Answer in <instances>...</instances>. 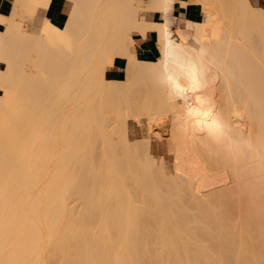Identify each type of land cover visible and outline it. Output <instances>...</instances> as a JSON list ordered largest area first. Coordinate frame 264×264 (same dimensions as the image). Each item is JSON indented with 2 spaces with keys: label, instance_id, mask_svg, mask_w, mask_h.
Wrapping results in <instances>:
<instances>
[{
  "label": "bare ground",
  "instance_id": "obj_1",
  "mask_svg": "<svg viewBox=\"0 0 264 264\" xmlns=\"http://www.w3.org/2000/svg\"><path fill=\"white\" fill-rule=\"evenodd\" d=\"M11 1V15L0 13V264H264V8L182 1L203 8V21H188L216 61L218 109L233 119L235 105L233 123L260 147V159L237 163L175 131L146 63L157 59L134 37L164 22L141 15L143 0ZM54 5H65L63 26L24 29L22 16ZM118 58L125 78L112 80ZM130 117L147 122L135 145L148 151L150 123H164L175 179L132 146Z\"/></svg>",
  "mask_w": 264,
  "mask_h": 264
},
{
  "label": "clouds",
  "instance_id": "obj_2",
  "mask_svg": "<svg viewBox=\"0 0 264 264\" xmlns=\"http://www.w3.org/2000/svg\"><path fill=\"white\" fill-rule=\"evenodd\" d=\"M177 2L155 0V11L162 13L164 21L153 30L157 33L156 47L160 55L155 62H146L151 65V81L164 93L175 131L189 140L211 144L237 163L260 159L258 144L233 123L239 115L236 106L232 109L233 119H229L218 109L209 92L217 81L216 61L210 56L203 35H190L182 40L172 31L176 20L169 17ZM181 7L187 5L181 2ZM180 19L186 31L192 32V22L183 16ZM146 34H141L145 40Z\"/></svg>",
  "mask_w": 264,
  "mask_h": 264
},
{
  "label": "rangeland",
  "instance_id": "obj_3",
  "mask_svg": "<svg viewBox=\"0 0 264 264\" xmlns=\"http://www.w3.org/2000/svg\"><path fill=\"white\" fill-rule=\"evenodd\" d=\"M146 1L147 0H143L144 4L142 5V8H141L142 9L141 15H143L145 17V19L150 20V21H158V22L162 21V16H160L159 14H156V13L151 12V11L148 10V8H147L148 4H147ZM226 1L228 2V0H225V1L223 0V2L226 4L225 5V9H226V7L229 8L228 11L230 12L234 8L230 9V7H232V6H230L231 0L228 2L229 4ZM10 2H12V1L10 0ZM216 2L219 3V5H218V7H219L221 5L222 1L216 0ZM252 5L257 7L254 4L253 1H252ZM59 6L60 7L63 6L62 10L65 9V5H58V7ZM176 6L178 8L179 4H177ZM199 10L201 11V7L200 6H199ZM0 13L5 15V16H7V17H9L11 15V13H12L11 5L8 8H4V6L2 5V0H0ZM178 13L179 12L177 10L172 12L173 18H175V20H176L175 24H173V26H172V31L174 33L177 32V35H178L177 39L180 38V39L183 40V39H185L186 36L193 35V32H188L186 30H182L184 35H181L179 33V30H181L180 28L183 27V22H181V19H180L181 17H179ZM22 19H23L24 29L28 33H31V34H33L32 32L34 31V29H36V28L39 29L42 26V24H44V21H45L42 18L41 14L34 15L33 19H31V20L26 15L22 16ZM204 19H205V15L203 14V20ZM0 31H4V27L2 25H0ZM134 37L139 42L138 46L140 47V44L142 42L141 37L139 36L138 33H134ZM156 38H157V35L155 33H152L153 43L151 45L152 46L151 47V51L146 53L145 56L142 55V57L144 59H146V60H156V59H158L159 53H158V50H157V47H156V44H155ZM189 43L191 44V43H193V41L190 39ZM119 61L122 62V63L119 64ZM27 65H28V67L32 68L31 65L30 66H29V64H27ZM125 65H126V61L125 60H118L117 63L114 65L113 72L110 73L109 78L112 79V80H123L125 78V72L123 71V68H124ZM1 94H2V91L0 90V95ZM128 122H129L128 127H129L130 143H132V146H133V143H134V145L135 144L137 145L138 142H139L140 145H142V143H144L143 140L147 141V140L144 139V136L149 135V131L145 130L147 128V126H146L147 122L144 120V122L142 124H140V123H138L137 120H135V118H131V117L128 118ZM109 125H110L109 129H111L112 128L111 123ZM150 125L152 126V134H151L152 135V139H151V143H150L151 146L149 147L150 148L149 151L147 150L146 147H143L145 145L138 147L139 146V144H138V146L135 145L136 147L135 146L134 147L138 148L139 150L142 149L141 150L142 152L139 151V150L137 151L138 154H140V153H142V154L144 153L145 154V152H143L144 150H146V153L149 152L152 155V157L155 158L156 165H157V167L159 165V169H160V166L162 165V163L164 162L163 164L165 166H163V167L161 166V168H162L163 171L167 172V174L164 173L165 176L166 177H168V176L169 177H173V179H175L176 178V173H177V148H176L177 141H175L173 137H166L165 135L160 134V132H163L164 127H165L164 123L162 121L161 122L160 121H156V122H154L152 124L150 123ZM181 143L185 147V152H188V150L186 149L187 148V144L184 143V142H181ZM98 148H99L98 151L101 153V146L99 145ZM142 154H141V157H142ZM144 154H143L142 158L145 157ZM190 154H191V152H190ZM121 156L122 155H120L119 159L120 160H124V157L123 156L121 157ZM181 164L183 166V170L191 171V168H189V165L186 162H182L181 161ZM201 174L199 173L198 175H196L197 176L196 178H198L202 182L207 180L210 177V175H209V173L207 171H205V172H203ZM174 175H175V177H174ZM208 175H209V177H208ZM204 177H205V179H204ZM200 178H202V179H200ZM216 187L218 189H216L214 187L215 188V189L213 188L214 192L216 191L215 193L219 194V191H218L220 189L219 185L218 186L216 185ZM182 195H185V198L189 202L188 204L192 205V203L189 201V195L187 194V191H184ZM72 201H73V207L75 209V212H78V210L81 207L80 202L75 197H73ZM192 214L194 216H198L199 217V211L196 210L195 208H193ZM209 248L218 249L219 246L218 245H213V246H210Z\"/></svg>",
  "mask_w": 264,
  "mask_h": 264
},
{
  "label": "crops",
  "instance_id": "obj_4",
  "mask_svg": "<svg viewBox=\"0 0 264 264\" xmlns=\"http://www.w3.org/2000/svg\"><path fill=\"white\" fill-rule=\"evenodd\" d=\"M182 1H184V0H179V2L174 4V6H173L174 10L173 11L177 10L179 12L178 13L179 17L183 16V19L186 21L192 20V22H201L203 20V14H202L203 8H202V6L199 4H197V5L189 4L186 8H183V7H181ZM252 1L254 2V4L257 7L264 8V0H251V3H252ZM177 4H179L178 8L176 6ZM2 5L4 6V8H8L11 5V2H10V0H2ZM199 6L201 7V11L199 10ZM62 7H60V6L58 7V5H54L53 7L48 8L43 13H41V16L44 20L49 19L51 22H55L53 24L58 25V26H62L64 14H65L64 11L62 10ZM170 17L173 18L172 13H171ZM180 29L186 30V26H185L184 22H183V27ZM152 43H153L152 33L149 32L147 34V40L143 39L141 44H140L141 47H139L142 55L145 56L146 53L151 51ZM155 44H156V40H155ZM118 59L123 60L120 58H118ZM118 59L116 60V63H117ZM121 63L122 62L119 61V64H121Z\"/></svg>",
  "mask_w": 264,
  "mask_h": 264
}]
</instances>
